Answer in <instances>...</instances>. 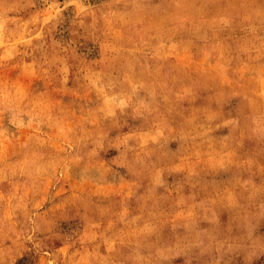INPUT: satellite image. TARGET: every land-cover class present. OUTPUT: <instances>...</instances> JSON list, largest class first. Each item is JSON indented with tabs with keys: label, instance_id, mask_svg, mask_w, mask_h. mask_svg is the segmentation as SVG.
Instances as JSON below:
<instances>
[{
	"label": "rangeland",
	"instance_id": "obj_1",
	"mask_svg": "<svg viewBox=\"0 0 264 264\" xmlns=\"http://www.w3.org/2000/svg\"><path fill=\"white\" fill-rule=\"evenodd\" d=\"M0 264H264V0H0Z\"/></svg>",
	"mask_w": 264,
	"mask_h": 264
}]
</instances>
